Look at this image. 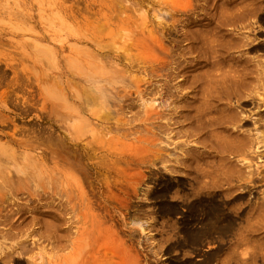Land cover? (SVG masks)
Segmentation results:
<instances>
[{
    "label": "rangeland",
    "instance_id": "obj_1",
    "mask_svg": "<svg viewBox=\"0 0 264 264\" xmlns=\"http://www.w3.org/2000/svg\"><path fill=\"white\" fill-rule=\"evenodd\" d=\"M244 3L0 0V264H48L69 253L68 242L59 254L38 238L58 225L48 212L82 239L78 264H264V158L246 168L226 150L223 169L235 170L228 182L212 174L192 183L186 166L217 167L208 130L218 129L197 130L195 119L210 117L213 81L238 72L236 58L257 54L237 48L240 21L230 13ZM197 150L209 152V166L186 162ZM213 182L220 190L198 189ZM228 184L239 189L224 191ZM209 203L221 225L254 230L204 234Z\"/></svg>",
    "mask_w": 264,
    "mask_h": 264
},
{
    "label": "bare ground",
    "instance_id": "obj_2",
    "mask_svg": "<svg viewBox=\"0 0 264 264\" xmlns=\"http://www.w3.org/2000/svg\"><path fill=\"white\" fill-rule=\"evenodd\" d=\"M245 1V0H244ZM246 2H248V3H244V4H242L239 8H237V9H235L234 10V12L233 13H235L236 14V16H235V14H233L232 13V11H231V13H230V15L232 16V15H234V17H237L238 19H239V21H240V25H238V29L239 30H241V31H238L237 33H238V35H239V39L237 40V48H242V47H247L246 49V51L248 52V51H252V52H254V53H257L256 54V56H254V57H252V58H244V57H242V56H240V57H238V58H236V61H235V63H237V65L239 66V71L238 72H231V73H225L223 76H220V77H218L215 81H213V85L214 86H212V88H214V90L213 91H211V96H208V97H211V99H212V101H213V103L212 104H214L213 106H211V107H209V111H207V112H209L208 113V116H210V117H206V121H204V120H199V119H201L200 118V116H199V119H195V118H197V117H195L194 119H195V121H196V123H195V121L193 120V121H191V123L192 122H194L196 125H197V130H198V128H203L204 129V127L206 128V127H213V128H215V129H218L217 131L215 130V132H210L209 130H208V134L210 135V136H213V137H215L214 139L215 140H212V143H213V141H214V143H215V145H216V147H215V149H217V150H214V151H216V156L218 157V164H217V162H216V164H217V167L216 168H213V170H211L210 169V171L208 170V169H198V170H196V168L195 167H192V165L191 164H188V165H186V166H188V168H190V172L189 173H191V172H193L194 173V177L192 178L193 179V181H192V183L193 182H198V179H200V178H203V177H210V175H214L215 177H220L219 179H220V181H227L228 180V176L230 177L233 173L232 172H234L233 170L231 171V173H230V170H225V169H223V164H225L226 163V161L224 160V158H222V156H221V154L223 153V152H225L226 150H229L231 153H233L234 155H236V156H242L243 158H241V164L242 165H244L243 167H246V166H248L249 167V165H250V162H251V159H253V157H254V155H256V156H259L260 157V159L261 158H264V40L262 41H256L255 39L254 40H252L250 37H248V35H244V33H247V34H249L250 32L251 33H254L255 32V34L256 35H259V36H264V18H261V19H258L257 21H255L256 22V24H257V26H255V22H251V20H249V19H251V18H257L256 17V15H257V13L258 12H263V10H264V4H262L263 2H264V0H246ZM262 15V14H261ZM264 15V14H263ZM263 17V16H262ZM237 18H235V19H237ZM256 20V19H255ZM238 21V20H237ZM255 29H254V28ZM243 31V32H242ZM263 52V53H262ZM258 53H261V54H258ZM233 60V59H232ZM235 60V59H234ZM233 60V61H234ZM232 61V62H233ZM215 84H217L219 87L216 89L215 88ZM209 89H206V91H208ZM205 91V92H206ZM198 92V91H197ZM202 92V91H201ZM202 94H203V92H202ZM202 94H201V96H202ZM206 94V93H205ZM195 95H196V93H195ZM207 95V94H206ZM210 95V94H209ZM199 97H200V95H198ZM198 97V98H199ZM194 98H195V96H194ZM197 98V97H196ZM233 99V106H231L228 102H229V100L230 99ZM193 100V99H192ZM195 100H197V99H195ZM200 102H201V98H199L198 99ZM223 101H226V104L225 103H223ZM200 102L198 103V104H200ZM210 103V102H209ZM209 103H207L208 105H209ZM192 104H193V102H192ZM194 104H195V102H194ZM201 105V104H200ZM195 109H196V107L198 106L199 107V105H197L196 106V104L195 105H192ZM192 106H190V107H188L190 110H195ZM193 108V109H192ZM200 109V108H199ZM199 109L197 110L198 112H199ZM197 111H196V113H197ZM202 110L200 109V112H201ZM193 112V111H192ZM206 112V111H205ZM195 113V112H194ZM193 113V114H194ZM213 113V115H211ZM191 114V115H190ZM189 114V116H185V117H189V118H192L191 116H192V113H190ZM197 115V114H196ZM198 115H199V113H198ZM204 115V114H203ZM202 115V116H203ZM206 115V114H205ZM201 116V117H202ZM184 117V119L186 120L187 118H185ZM204 117V116H203ZM202 117V118H203ZM187 119L186 121L188 122V120H190V119ZM193 119V118H192ZM193 124V123H192ZM195 124H193L194 126H195ZM251 126V128L250 127H248L247 129H245V130H240V128L241 127H246V126ZM229 126H231L232 128H230L229 129ZM193 128V127H192ZM261 129V131H259ZM263 129V130H262ZM192 130V129H191ZM199 130H201V129H199ZM205 130V129H204ZM214 130V129H213ZM228 130H230V131H228ZM193 131V130H192ZM196 131V130H195ZM197 132V131H196ZM203 132H205V131H203L202 130V133ZM210 132V133H209ZM223 132H226L227 133V137L226 136H224V135H222L223 134ZM200 134H201V131H200ZM207 134V135H208ZM206 135V134H205ZM201 136V135H200ZM200 136H198V138H197V141L196 140H194V141H196L197 143L199 142H202V141H204L205 139H203V136H201V139L199 138ZM195 137H197L196 135H195ZM208 137V136H207ZM204 138H205V136H204ZM210 138V137H209ZM230 138H232V139H230ZM198 140H200V141H198ZM10 141V140H9ZM12 141V140H11ZM10 141V142H11ZM210 141H211V138H210ZM195 142V143H196ZM19 143V142H18ZM27 143H29V142H27ZM194 143V142H193ZM196 143V144H197ZM198 143V144H199ZM202 143H206V140H205V142H202ZM201 143V144H202ZM214 143H213V145H214ZM17 145V144H16ZM21 145H23V143L21 144ZM214 145V146H215ZM24 146H26V145H24ZM214 146H213V148L212 149H214ZM218 146V147H217ZM16 147H18V146H16ZM28 148V147H27ZM9 149V148H8ZM23 150V149H22ZM28 150V149H27ZM193 150V149H192ZM196 150V149H195ZM209 150V149H208ZM210 150H211V147H210ZM12 151V150H11ZM191 151V150H190ZM213 151V150H212ZM211 151V153H213ZM228 151V152H229ZM200 151H196L195 153H193V154H195V155H191L189 152V156L186 158L185 157V159H186V162H190V163H192V164H194V165H196L197 166V163H200L201 162V164H206L205 166H209V162H211V161H209V159H211V157L209 158H207L206 157V155H210L209 154V152H205V151H202V152H200ZM23 153V152H22ZM198 153V155H196ZM227 153V152H226ZM185 156H187V155H185ZM213 157V156H212ZM215 157V156H214ZM223 157H225L224 156V154H223ZM12 158V157H11ZM212 159H214V158H212ZM8 160V159H7ZM12 160V159H11ZM223 160H224V163H222L223 162ZM14 161V160H13ZM12 161V162H13ZM240 161V160H239ZM227 162H228V160H227ZM229 163V162H228ZM28 164H29V162H28ZM30 164H32V163H30ZM30 164L29 165H27L28 167H30ZM227 164V163H226ZM228 165H230V166H232L231 164H228ZM227 165V167L228 168H231V167H229ZM27 166H26V168H27ZM32 166V165H31ZM185 166V165H184ZM226 167V169H228ZM247 168V167H246ZM28 169V168H27ZM31 169V168H30ZM231 169H234V168H231ZM248 169H250V168H248ZM18 170V169H17ZM20 171H22V170H20ZM28 171H29V169H28ZM263 171H264V169H263ZM17 172V171H16ZM249 172V171H248ZM258 172V171H257ZM22 173V172H21ZM30 173V172H29ZM32 173H34V172H32ZM38 173V172H37ZM37 173L35 174V175H37ZM188 173V174H189ZM250 173V172H249ZM248 173V174H249ZM252 173H254V175H256L255 173L256 172H251V174ZM259 173H261V172H259ZM264 173V172H263ZM263 173H261V176L262 177H260L259 176V174L257 173V175L261 178L260 180H264V174ZM17 174V173H16ZM235 174V173H234ZM240 174V173H239ZM25 175H26V173H25ZM28 175V174H27ZM34 175V174H33ZM33 175L31 174V177H33ZM34 175V176H35ZM253 175V176H254ZM29 176V175H28ZM222 176L224 177L223 179H222ZM246 176V175H245ZM250 174H249V177L247 176V178L249 179V181H253V180H250ZM26 177V176H25ZM27 178V177H26ZM253 178H256V179H258L257 177H253ZM218 179V178H217ZM256 179H254V181L256 180ZM259 180V181H260ZM29 181V180H28ZM224 181V182H225ZM248 181V182H249ZM191 182V181H190ZM228 182V181H227ZM264 182V181H263ZM6 183V182H5ZM200 183V182H199ZM198 183V184H199ZM2 184V183H1ZM4 184V183H3ZM21 184V183H20ZM19 184V185H20ZM195 184V186L197 185V183H194ZM249 184V183H248ZM5 185V184H4ZM3 185V186H4ZM23 185H26V183L24 184L23 183ZM182 185V184H181ZM200 185V184H199ZM198 185V186H199ZM10 186V185H9ZM9 186H8V190L11 188H9ZM22 186V185H21ZM238 186V185H237ZM237 186H233V185H227V188L226 189H224V191H226V190H228V191H232L233 190V188L234 187H237ZM241 186V185H240ZM15 187V186H14ZM26 187V186H25ZM203 187V186H202ZM198 188V189H204V188H206V189H208V191L210 192L211 191V189H219L220 190V188L218 187V183H212V184H209V185H207V184H205L204 185V187L203 188ZM239 187V186H238ZM237 187V188H238ZM1 188V187H0ZM237 188H234V190H236ZM243 188V187H242ZM4 189H7V188H5L4 187ZM13 190H15V188H12ZM23 189H25V188H23ZM198 189H197V192H198ZM210 189V190H209ZM217 189H216V191H217ZM239 189V188H238ZM19 190V189H18ZM196 190V189H195ZM194 190V191H195ZM205 190V189H204ZM222 190V189H221ZM250 190V189H249ZM248 190V191H249ZM25 191V190H24ZM28 191V190H27ZM193 191V192H194ZM200 191V190H199ZM212 191H214V190H212ZM224 191H221L220 193H223ZM241 191V190H240ZM239 191V192H240ZM9 192H12L11 191V189L9 190ZM202 192H204V191H202ZM12 193H14V192H12ZM27 193H29V192H27ZM195 193V192H194ZM193 193V194H194ZM212 193V192H211ZM234 193V192H233ZM251 193V192H250ZM196 194H198V193H196ZM213 194V193H212ZM214 194H216V193H214ZM226 193H224V195H225ZM228 194H230L229 192H228ZM227 194V195H228ZM235 194H236V192H235ZM243 194L244 193H237L236 194V197L239 199V198H241L242 196H243ZM246 194H247V192H246ZM1 195V194H0ZM199 195H200V192H199ZM199 195H197V196H195V194L194 195H192V196H195V201H197L198 202V200H196V197L198 198V196ZM202 195V194H201ZM207 195H209V194H207ZM223 195V194H222ZM226 195V196H227ZM231 195V194H230ZM203 196V195H202ZM210 196H212L211 194H210ZM210 196H207V197H210ZM226 196H224V197H226ZM221 197V196H220ZM223 197V196H222ZM223 197V198H224ZM263 197V196H262ZM2 198H5V197H2ZM203 198H206V197H204L203 196ZM203 198H202V201H203ZM261 198V197H260ZM208 199H211V198H207V200ZM212 199H213V197H212ZM211 199V200H212ZM236 199V198H235ZM242 199V198H241ZM205 200V199H204ZM5 201V199L3 200L2 199V201L1 202H4ZM12 201H13V199H12ZM210 201V200H209ZM214 201V200H213ZM14 202H15V200H14ZM201 202V201H200ZM207 202V201H206ZM17 203V202H16ZM15 203V204H16ZM38 203V202H37ZM211 203H213L212 201H211ZM6 204V203H5ZM12 204H13V202H12ZM260 205V207L261 208H263V210H261V208H259L258 206H257V211L260 209L261 211H263L264 212V198H262L261 200H260V203H259ZM8 205V204H7ZM14 205V204H13ZM62 204H60V206H61ZM17 206V205H16ZM192 207H193V205H191ZM208 206V205H207ZM209 208L208 207H206V212H204L202 215L203 216H201V218H203V219H201V221H199L202 225H201V230H202V232L204 233V234H210L211 232H220V233H222V232H224V233H227V232H230V231H233V230H237L238 231V229H240V228H242V227H238V225L236 224V223H234V222H228V223H226L225 225H224V223H223V225H221L220 224V220H219V223H218V221H217V216H220V213H218V209H216L215 210V206L214 207H212L211 205H210V203H209ZM59 207V206H58ZM205 207V206H204ZM17 208V207H16ZM193 208H195V207H193ZM197 209H199L198 207H196ZM201 208H203V207H201ZM200 208V209H201ZM208 208V209H207ZM253 209L254 208H252V211H253ZM203 210V209H202ZM216 211H217V213H216ZM255 211H256V209H255ZM38 212V211H37ZM194 212L195 211H193V214L192 215H194ZM200 212H202L201 210H198L197 212H196V214L198 215V213H200ZM221 212V211H220ZM260 212V211H259ZM258 212V213H259ZM263 212H260L261 213V216L262 215H264V213ZM17 213H18V211H17ZM35 213V212H34ZM33 213V214H34ZM40 213V212H39ZM47 213V212H46ZM46 213H43V214H46ZM60 213V212H59ZM59 213H55V212H53V213H51V212H48L47 214L48 215H50L52 218H53V220L58 224V225H56L55 227H53L52 228V230H51V228H50V231H48L49 229H45V230H47L46 232H45V230H44V232H43V234H40V235H38L39 237V239H42V240H44V241H47V242H49V244H50V246H52L53 247V249L54 248H56V250L58 249L60 252L63 250V248H66V244H67V242H68V244H67V246H68V248L67 249H69V253H67V255L66 256H59V258H58V260L57 261H54V262H52V261H48V264H66L67 262H69L70 261V264L72 263L73 264V262H75L74 264H78V256L80 255V254H78V242L80 243V241H82V239L81 240H79L78 241V235H77V233H75L74 234V236H72V237H69L68 235H69V232H68V228H66V229H61L62 227H64V224H62V227L60 228V226H61V221L63 222L64 220H63V216H61ZM222 213V212H221ZM37 214V213H36ZM257 214V213H256ZM40 215H42V214H40ZM47 215V216H48ZM196 215V216H197ZM258 215V214H257ZM61 216V217H60ZM199 216V215H198ZM63 217V218H62ZM195 216H193V218H194ZM221 217H222V215H221ZM262 217H264V216H262ZM61 218H62V220H61ZM192 218V219H193ZM220 218V217H219ZM65 219V218H64ZM191 219V220H192ZM223 219V218H222ZM195 220V219H194ZM197 220H198V218H197ZM224 220H227V219H223V221ZM230 220V219H229ZM66 221V220H65ZM64 221V222H65ZM195 222V221H194ZM60 223V224H59ZM66 224H68V226L67 227H69V226H71L72 224H77V222H66ZM65 224V225H66ZM253 226V225H252ZM252 226H245V227H243L242 229H252V230H254V228L252 227ZM76 228V227H75ZM16 229V228H15ZM18 229V228H17ZM17 229H16V231H17ZM21 229V228H20ZM19 229V230H20ZM255 229H256V227H255ZM22 230V229H21ZM20 230V231H21ZM23 231V230H22ZM191 231H193L194 232V230H191ZM19 232V231H18ZM196 233V232H195ZM19 234H21L20 232H19ZM61 234H63V235H61ZM191 234H192V232H191ZM196 235V234H195ZM2 235H0V237H1ZM80 236H82V235H80ZM86 236V235H85ZM194 236V235H193ZM89 237V236H88ZM1 238H3V237H1ZM95 238V237H94ZM98 239V238H97ZM193 240H196V238H194ZM96 241V240H95ZM19 242V241H18ZM21 245L20 244H16V246H15V248L17 249H20V248H22V247H20ZM51 247V248H52ZM13 249V248H12ZM57 250V251H58ZM59 251H58V253H59ZM61 253H63V251L61 252ZM7 254V253H6ZM60 254V253H59ZM66 254V253H65ZM8 255V254H7ZM7 255H4L5 257L7 256ZM55 255V254H54ZM56 256H57V253H56ZM50 257H52V259H53V255L52 256H50ZM90 257H91V255H90V253L89 252H85V254L82 256V259L83 260H88V259H90ZM20 259V258H19ZM210 259V258H209ZM17 262V261H16ZM207 262H209V260L208 259H206V261L204 262V263H201V264H207ZM30 263H32V262H30ZM47 263V262H46ZM180 263H182V262H180ZM190 263V262H189ZM19 264H21V263H19ZM34 264V263H33ZM35 264H37V263H35ZM185 264H188V263H185Z\"/></svg>",
    "mask_w": 264,
    "mask_h": 264
}]
</instances>
